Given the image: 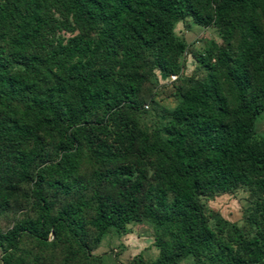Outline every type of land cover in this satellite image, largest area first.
I'll use <instances>...</instances> for the list:
<instances>
[{"label":"trees","instance_id":"trees-1","mask_svg":"<svg viewBox=\"0 0 264 264\" xmlns=\"http://www.w3.org/2000/svg\"><path fill=\"white\" fill-rule=\"evenodd\" d=\"M185 18L220 39L189 75L173 32ZM155 72L179 84L148 128ZM263 110L264 0H0V217L21 198L32 212L0 229V264L57 248L94 264L104 233L139 220L156 256L137 264H264ZM239 186L250 231L204 211Z\"/></svg>","mask_w":264,"mask_h":264},{"label":"rangeland","instance_id":"rangeland-1","mask_svg":"<svg viewBox=\"0 0 264 264\" xmlns=\"http://www.w3.org/2000/svg\"><path fill=\"white\" fill-rule=\"evenodd\" d=\"M173 32L180 37L185 43V51L179 57V62L182 65L183 75H189L196 66L194 55L202 51L207 46L209 40L217 43L220 39L211 26L201 27L191 22L189 18H185L175 23ZM68 36L67 32L60 30L54 33ZM156 73V72H155ZM200 77L201 73H197ZM157 84L153 86L150 92L146 95L145 108L141 114L137 115L139 123L151 128L160 125L168 116L171 108L176 102L177 97L172 95V85L179 84V80L175 83L166 82L157 73ZM253 131L258 135H264V110L261 111L255 118L253 123ZM89 173V168L83 166L81 169L82 176L86 177ZM26 189V186L23 187ZM248 191L245 187L239 186L228 193L217 194L212 198L204 199L203 206L207 215L216 213L223 219L234 222L244 230L248 227L242 221V210L248 204ZM32 215L28 209L27 201L23 198L12 203L6 212L0 217V229L5 230L10 227L11 223L24 214ZM247 231H250L249 229ZM153 227L144 220L134 221L126 224L123 233H117L109 229L100 239L94 243L90 253L99 255V260L94 264H137V257H140L144 262H150L156 256V249L153 246ZM24 249H31L32 243L24 240L22 243ZM63 251L59 248L54 251L46 252L44 255V264H74L76 261L72 258L68 262H63ZM177 264H192L190 258L182 259Z\"/></svg>","mask_w":264,"mask_h":264},{"label":"built area","instance_id":"built-area-1","mask_svg":"<svg viewBox=\"0 0 264 264\" xmlns=\"http://www.w3.org/2000/svg\"><path fill=\"white\" fill-rule=\"evenodd\" d=\"M175 78L174 74H171L167 77L166 82H170L171 80H173Z\"/></svg>","mask_w":264,"mask_h":264}]
</instances>
